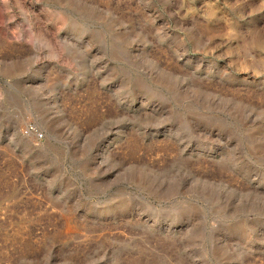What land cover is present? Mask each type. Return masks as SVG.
<instances>
[{"label": "rangeland", "instance_id": "1", "mask_svg": "<svg viewBox=\"0 0 264 264\" xmlns=\"http://www.w3.org/2000/svg\"><path fill=\"white\" fill-rule=\"evenodd\" d=\"M0 264H264V0H0Z\"/></svg>", "mask_w": 264, "mask_h": 264}, {"label": "built area", "instance_id": "2", "mask_svg": "<svg viewBox=\"0 0 264 264\" xmlns=\"http://www.w3.org/2000/svg\"><path fill=\"white\" fill-rule=\"evenodd\" d=\"M28 131L30 130V129H27ZM39 137H41V135H39Z\"/></svg>", "mask_w": 264, "mask_h": 264}]
</instances>
